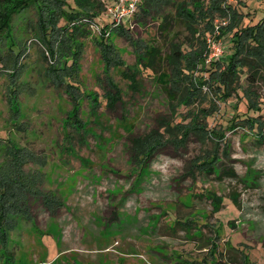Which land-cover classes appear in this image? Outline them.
I'll return each instance as SVG.
<instances>
[{"label": "rangeland", "instance_id": "obj_1", "mask_svg": "<svg viewBox=\"0 0 264 264\" xmlns=\"http://www.w3.org/2000/svg\"><path fill=\"white\" fill-rule=\"evenodd\" d=\"M75 1L31 0L0 41V177L22 188L0 200V264H264V81L251 87L245 67L223 92L224 64L207 83L201 64L156 75L140 62L162 42L159 19L134 16L108 51L97 17L79 34L60 28ZM87 1L108 21L110 0ZM229 1L244 25L264 16V0ZM227 14L215 13L207 38L214 61L234 52ZM72 75L81 91L55 83ZM156 128L166 145L135 158L132 137Z\"/></svg>", "mask_w": 264, "mask_h": 264}, {"label": "trees", "instance_id": "obj_2", "mask_svg": "<svg viewBox=\"0 0 264 264\" xmlns=\"http://www.w3.org/2000/svg\"><path fill=\"white\" fill-rule=\"evenodd\" d=\"M81 1L83 0H76L75 7L66 9V15L69 19L60 25V28L62 30L65 29L67 32L72 29V32L79 34V32L88 29L86 23L83 21L91 22L89 19L97 17L96 20L103 30L102 45L109 51L111 49V44L106 41L109 39L111 32L114 29H127L129 31L130 26L122 25L113 28L109 34L106 35L112 25L109 19L108 21L101 19V15L104 12L102 4L96 5L99 8V12L93 15L85 10L87 4L84 5ZM87 2H89V0ZM94 2L96 3V0H94ZM105 2L108 3L107 0H105ZM209 2L210 5L205 8L204 0H140L138 11L135 14V16L138 17L137 20L139 22H145L149 18L155 20L159 19L160 23L158 30L162 38L161 43L155 40L145 49L144 57L140 62L142 68L151 69L156 75L159 74V76L166 74L168 80L172 81L173 75L179 65L186 63L185 68L194 72L198 69V64H201L202 72L206 73L205 75L202 73L200 77L203 83H207L209 79L212 78L213 74L221 69V65L224 64V71L220 73V84L223 88V92L239 81L241 77L240 71L245 67L248 68L247 80L251 84V87L260 80L264 81V16L261 19H255L253 22L244 25L242 22L246 16L238 10L236 6L237 3L229 0H209ZM109 3H112V0H110ZM30 5L31 0H0V41L11 28L15 15L22 10H27ZM217 11L223 16L228 13L227 15L230 14L235 17L234 20L236 22L239 21L237 24L235 22L230 26L231 28L228 27V25L224 26V28L228 27L233 32L232 44L234 52L226 59L207 62V56L205 55L207 38L213 37L211 32L214 27V21L216 19L215 13ZM182 28H184L185 31H182ZM251 45L253 46L251 47ZM15 51L19 52V49L15 47ZM251 51H253V53H251ZM107 61L112 64L111 57H107ZM164 61L167 63L168 71L162 70L161 68ZM130 80L132 87L137 89V75L134 73L130 74ZM65 82H67L66 84L69 88L74 87L81 91V87L76 83L73 75L68 77L67 81H63L62 78L59 82L55 80L57 86ZM111 84L115 87L113 83ZM162 85L164 86L167 97L171 101H174L177 98V91L175 92V90H173L172 83H163ZM118 91L119 90H116V92L111 91L113 92L112 94L110 92L111 95L107 103L108 107L113 108L120 100V95L117 93ZM249 104L250 103L246 102V108ZM164 124L163 128H165V131L170 136H175V125H172L170 122H165ZM162 134L163 133L156 128L144 135L132 137L131 149L133 156L135 158L137 156H143L145 159L152 157L158 149L166 145L164 139H162ZM217 161L218 159L216 157L215 162ZM215 162L212 161L210 163L208 167L210 171L213 169L212 167ZM202 163L203 162H200V164ZM223 172L225 173V170ZM227 174L237 176L233 169L228 170ZM13 187L17 191L13 192ZM21 192L22 188L19 183H14L12 180H3V178L0 177V200L3 199L7 202L8 199H11L13 196L15 201H18L20 200ZM26 199H29V197L26 196ZM215 201L217 203L215 211H219L222 205L225 206V204H223V198L218 197ZM233 202L235 205L237 204V206L240 205L236 198L233 199ZM233 222H235V220H233ZM182 223L184 224L183 221H178L176 225ZM172 228L173 230L175 229V227Z\"/></svg>", "mask_w": 264, "mask_h": 264}, {"label": "built area", "instance_id": "obj_3", "mask_svg": "<svg viewBox=\"0 0 264 264\" xmlns=\"http://www.w3.org/2000/svg\"><path fill=\"white\" fill-rule=\"evenodd\" d=\"M140 0H112V3L107 4L108 18L112 25V28H116L121 25H125L129 22L138 11V4ZM226 24V23H224ZM110 31L106 34L108 35ZM212 37H209V44L212 42ZM216 53L210 54L207 57V62L215 60Z\"/></svg>", "mask_w": 264, "mask_h": 264}, {"label": "crops", "instance_id": "obj_4", "mask_svg": "<svg viewBox=\"0 0 264 264\" xmlns=\"http://www.w3.org/2000/svg\"><path fill=\"white\" fill-rule=\"evenodd\" d=\"M228 241H230V242H231V240H230V239H228Z\"/></svg>", "mask_w": 264, "mask_h": 264}]
</instances>
